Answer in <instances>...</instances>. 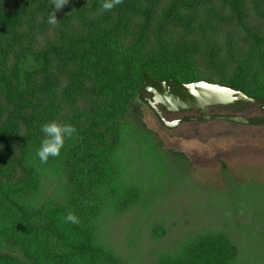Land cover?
<instances>
[{"label": "trees", "instance_id": "obj_1", "mask_svg": "<svg viewBox=\"0 0 264 264\" xmlns=\"http://www.w3.org/2000/svg\"><path fill=\"white\" fill-rule=\"evenodd\" d=\"M102 3L53 27L52 0H0V264H264L263 185L197 182L137 98L143 73L263 97L264 0ZM53 120L77 132L41 163Z\"/></svg>", "mask_w": 264, "mask_h": 264}, {"label": "rangeland", "instance_id": "obj_2", "mask_svg": "<svg viewBox=\"0 0 264 264\" xmlns=\"http://www.w3.org/2000/svg\"><path fill=\"white\" fill-rule=\"evenodd\" d=\"M143 119L157 131L165 147L181 151L187 156L197 182L222 190L226 184L225 169L234 182L247 186L263 185L258 195H255V189L248 191L250 200L256 199V204L247 205L245 211L248 217L261 218V214L255 212L257 207L264 211V126L235 127L217 122L200 124L197 132L167 130L160 127L148 109L143 110ZM243 193L246 194L247 189ZM186 197L182 195L181 201ZM222 197L227 203L224 195ZM212 213L216 216L217 209L213 208ZM261 239L264 243V237ZM255 241V244L261 242L259 239Z\"/></svg>", "mask_w": 264, "mask_h": 264}, {"label": "water", "instance_id": "obj_3", "mask_svg": "<svg viewBox=\"0 0 264 264\" xmlns=\"http://www.w3.org/2000/svg\"><path fill=\"white\" fill-rule=\"evenodd\" d=\"M142 77L144 83L137 92V98L163 129L173 130L192 121L215 120L241 125L264 123L263 117L243 114L248 107L264 110V96L253 98L231 86L204 80L156 81L144 73Z\"/></svg>", "mask_w": 264, "mask_h": 264}, {"label": "clouds", "instance_id": "obj_4", "mask_svg": "<svg viewBox=\"0 0 264 264\" xmlns=\"http://www.w3.org/2000/svg\"><path fill=\"white\" fill-rule=\"evenodd\" d=\"M68 2L69 0H52L55 8L48 16L47 23L49 25L53 27L58 25V19L55 13L61 10ZM121 3L122 0H103L101 8L104 12H109ZM41 131L44 134V138L36 152V156L41 163H47L50 157L55 158L60 155L66 141L76 134L77 129L70 123H61L53 120L43 124ZM64 219L66 222L73 224L79 223L78 217L73 212H68Z\"/></svg>", "mask_w": 264, "mask_h": 264}, {"label": "flooded vegetation", "instance_id": "obj_5", "mask_svg": "<svg viewBox=\"0 0 264 264\" xmlns=\"http://www.w3.org/2000/svg\"><path fill=\"white\" fill-rule=\"evenodd\" d=\"M191 114H194L191 113ZM243 114L247 117H253V116H259V117H263L264 118V110H260L259 108H256V107H248L246 108L244 111H243ZM174 118V117H172ZM171 118V119H172ZM221 123V124H229L231 126H241V127H252L253 125H241V124H233V123H230V122H224V121H215V120H211V121H206V122H198V121H192V122H185L181 125H179L176 129H173V130H190V131H195L197 132V127L200 125V124H206L208 123L209 125L211 123ZM262 126H264V123L262 124Z\"/></svg>", "mask_w": 264, "mask_h": 264}]
</instances>
